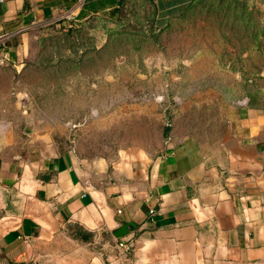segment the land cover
<instances>
[{
    "label": "crops",
    "instance_id": "0c3cea01",
    "mask_svg": "<svg viewBox=\"0 0 264 264\" xmlns=\"http://www.w3.org/2000/svg\"><path fill=\"white\" fill-rule=\"evenodd\" d=\"M86 3L0 0V53L11 57L13 36ZM259 47L253 74L216 72L215 83L206 78L217 60L197 54L157 154L98 164L78 159L48 124L24 126L17 106L8 122L13 76L0 69V264H264ZM124 222L135 229L115 238Z\"/></svg>",
    "mask_w": 264,
    "mask_h": 264
},
{
    "label": "rangeland",
    "instance_id": "374dc122",
    "mask_svg": "<svg viewBox=\"0 0 264 264\" xmlns=\"http://www.w3.org/2000/svg\"><path fill=\"white\" fill-rule=\"evenodd\" d=\"M80 9L13 36L0 69L13 76L7 121L17 106L24 126L48 124L94 164L157 154L172 110L189 97L197 54L217 60L206 78L213 83L216 72L253 74L264 49V0H116L98 12Z\"/></svg>",
    "mask_w": 264,
    "mask_h": 264
},
{
    "label": "trees",
    "instance_id": "16d2710c",
    "mask_svg": "<svg viewBox=\"0 0 264 264\" xmlns=\"http://www.w3.org/2000/svg\"><path fill=\"white\" fill-rule=\"evenodd\" d=\"M115 2L116 0H87L85 6L90 12H98L106 7L113 6ZM167 130L168 127L165 129V132H167Z\"/></svg>",
    "mask_w": 264,
    "mask_h": 264
},
{
    "label": "water",
    "instance_id": "95a60500",
    "mask_svg": "<svg viewBox=\"0 0 264 264\" xmlns=\"http://www.w3.org/2000/svg\"><path fill=\"white\" fill-rule=\"evenodd\" d=\"M135 229V225L131 222L122 223L115 231L112 232L115 238H122Z\"/></svg>",
    "mask_w": 264,
    "mask_h": 264
},
{
    "label": "built area",
    "instance_id": "2783aa9c",
    "mask_svg": "<svg viewBox=\"0 0 264 264\" xmlns=\"http://www.w3.org/2000/svg\"><path fill=\"white\" fill-rule=\"evenodd\" d=\"M9 59L6 54L0 53V67L5 66L8 63ZM119 247L124 251L128 250V246L125 242H120Z\"/></svg>",
    "mask_w": 264,
    "mask_h": 264
}]
</instances>
